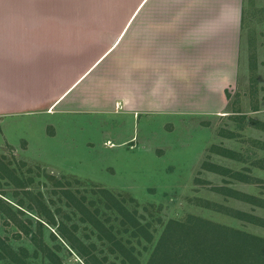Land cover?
<instances>
[{
	"label": "rangeland",
	"instance_id": "rangeland-1",
	"mask_svg": "<svg viewBox=\"0 0 264 264\" xmlns=\"http://www.w3.org/2000/svg\"><path fill=\"white\" fill-rule=\"evenodd\" d=\"M242 13L240 71L230 93L240 91L244 117L232 114L230 105L216 114L118 106L0 120V235L20 255L26 252L28 264H52L53 258L84 264L62 237L60 224L86 243L95 242L94 251L109 253L112 264H131L121 252H111L113 240L134 246L140 264H147L169 221L190 214L264 235V228L213 207L264 216V207L219 189L228 185L264 196V0H243ZM222 165L254 178L241 181ZM65 186L69 192L62 195ZM47 207L56 223L41 215ZM13 217L36 238L12 224ZM138 226L146 234L136 235ZM47 245L53 258L44 254ZM0 251L6 253L3 246ZM0 264L14 262L0 257Z\"/></svg>",
	"mask_w": 264,
	"mask_h": 264
},
{
	"label": "crops",
	"instance_id": "crops-1",
	"mask_svg": "<svg viewBox=\"0 0 264 264\" xmlns=\"http://www.w3.org/2000/svg\"><path fill=\"white\" fill-rule=\"evenodd\" d=\"M243 0H0V120L144 108L223 113Z\"/></svg>",
	"mask_w": 264,
	"mask_h": 264
},
{
	"label": "trees",
	"instance_id": "trees-1",
	"mask_svg": "<svg viewBox=\"0 0 264 264\" xmlns=\"http://www.w3.org/2000/svg\"><path fill=\"white\" fill-rule=\"evenodd\" d=\"M252 92L255 94L256 89H253ZM227 95L230 99V110L232 114L242 113V95L240 91L234 94L227 91ZM255 108L258 109L257 105ZM242 116H245L244 112ZM262 128L264 129V122L262 123ZM224 152L226 151L224 150ZM205 163L209 164L208 162ZM263 164L260 167L264 168ZM208 166L211 167L213 165ZM221 170L244 182H251V179L254 178L250 177L249 173L232 170L223 165L221 166ZM57 184L64 186L61 181ZM219 189H222L224 194L235 197V199L264 207V196H257L228 185H222ZM68 190L66 186L63 187L62 195L68 193ZM0 199L2 200L1 197ZM72 200L77 207L81 206L77 198L72 197ZM217 205L212 206L227 214L240 218L242 221L264 228V216L261 214L258 215L230 205L228 207L224 206V204ZM119 207H122V205L120 204ZM82 212L85 211L82 210ZM41 215L46 216L48 219H46L47 222L56 223L54 214L48 207L46 211H41ZM41 221L40 219L39 223L43 225ZM11 222L15 226H18L20 231L28 233L30 238H36L34 231L22 221H19L17 217H13V221ZM74 227L77 228V225H74ZM136 228L138 229L133 230L136 235H139L140 232L143 234L146 232L141 226ZM59 229L62 237L69 244L70 249L74 250L83 259L84 264H112L109 262V253L100 256L94 251L97 249L95 242L86 243L72 232L73 230L68 232V227L65 224H60ZM148 239L149 241L151 240V235ZM0 246H3L6 252L3 254L0 251V257L10 258L14 264H28V261H26V252L21 251L22 254L20 255L13 244L4 240L1 235ZM42 248H45L43 249L44 254H50L49 258H53L52 250L48 245ZM110 249L114 253L117 251L121 252L125 256L123 257L125 258L124 262L130 261L131 264H140V259L134 252V246L128 247L127 244L121 243L120 240H113ZM53 261L56 264H64L58 260L55 261L54 258ZM147 264H264V235L237 226L215 222L196 214H190L185 220L171 219L169 221L156 243L155 249Z\"/></svg>",
	"mask_w": 264,
	"mask_h": 264
}]
</instances>
